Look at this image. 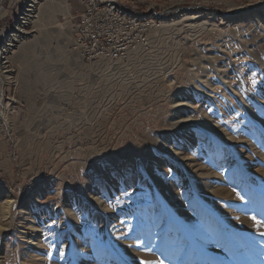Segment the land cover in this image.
<instances>
[{
	"label": "rangeland",
	"instance_id": "374dc122",
	"mask_svg": "<svg viewBox=\"0 0 264 264\" xmlns=\"http://www.w3.org/2000/svg\"><path fill=\"white\" fill-rule=\"evenodd\" d=\"M122 2L173 11L115 76L59 78L79 0L3 53L0 264H264V0Z\"/></svg>",
	"mask_w": 264,
	"mask_h": 264
},
{
	"label": "built area",
	"instance_id": "2783aa9c",
	"mask_svg": "<svg viewBox=\"0 0 264 264\" xmlns=\"http://www.w3.org/2000/svg\"><path fill=\"white\" fill-rule=\"evenodd\" d=\"M83 12L74 16L72 49L84 63H118L129 67L138 47L151 52L156 38L148 35L167 22L172 9L147 12L128 8L122 0H82ZM154 29V30H152ZM152 44H150V43ZM120 67V66H119Z\"/></svg>",
	"mask_w": 264,
	"mask_h": 264
},
{
	"label": "crops",
	"instance_id": "0c3cea01",
	"mask_svg": "<svg viewBox=\"0 0 264 264\" xmlns=\"http://www.w3.org/2000/svg\"><path fill=\"white\" fill-rule=\"evenodd\" d=\"M79 4L83 7L82 0H79ZM73 41H74V33L72 31L71 25H69V30L67 34V46L66 48H63V53L61 54V56H63V59L60 62V64H57L55 66L57 70H59L60 73L62 74L59 78L62 79L63 83L70 81L71 78H76V77L80 78V76L88 77L89 74L95 75V74L106 73L111 76H115L117 72H119L118 69H115L117 65L120 66L119 68L128 69V67H123L118 63L114 64L115 68H112L113 63L109 65L100 62L84 63L81 57L72 49L71 46ZM179 56H181V54H179ZM38 65L40 66L41 64ZM8 66L10 67L9 61H8ZM27 66H34V64L30 62L29 64H27ZM24 71L26 74H29L28 70L22 69L23 73ZM37 72H39L40 76H43L41 75V73H43V70ZM124 72H126V70ZM10 75H11L10 69L7 70L5 74H2V77L0 79V84H5L6 82H8V79L11 77ZM26 79H29V77L26 76ZM20 82L23 85L28 84V87L31 84L30 80H22V78H20ZM23 92H24V87L22 86V93ZM3 98H4L3 91H1L0 92V122L2 123V125H4L6 119H8L7 115L9 113V109L3 106Z\"/></svg>",
	"mask_w": 264,
	"mask_h": 264
},
{
	"label": "bare ground",
	"instance_id": "6f19581e",
	"mask_svg": "<svg viewBox=\"0 0 264 264\" xmlns=\"http://www.w3.org/2000/svg\"><path fill=\"white\" fill-rule=\"evenodd\" d=\"M34 2L35 0H28L26 8L24 9V14L20 16L19 18L22 20L18 21V23L15 26L16 28L13 31H10V29H4L0 33V73L5 74L6 71L8 70L6 61L5 62L2 61L3 53L5 50H8L10 47H12L15 44V42L21 37L24 23L31 17L33 13ZM187 18H192V17L188 16ZM1 77H2V74H0V79ZM184 94L185 92H183L181 95H184ZM177 103L181 104V102H179L178 100H177Z\"/></svg>",
	"mask_w": 264,
	"mask_h": 264
},
{
	"label": "snow or ice",
	"instance_id": "6c2138e0",
	"mask_svg": "<svg viewBox=\"0 0 264 264\" xmlns=\"http://www.w3.org/2000/svg\"><path fill=\"white\" fill-rule=\"evenodd\" d=\"M252 219L255 220L256 218L255 217H252ZM260 235L262 237H264V233H260ZM258 255H260V254H258ZM142 264H151V262L145 261V262H142ZM160 264H163V261H161Z\"/></svg>",
	"mask_w": 264,
	"mask_h": 264
}]
</instances>
